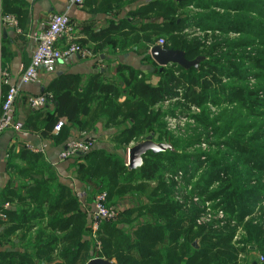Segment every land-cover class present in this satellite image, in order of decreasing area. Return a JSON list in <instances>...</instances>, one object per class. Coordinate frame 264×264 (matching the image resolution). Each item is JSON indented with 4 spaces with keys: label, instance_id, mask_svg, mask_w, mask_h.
Masks as SVG:
<instances>
[{
    "label": "trees",
    "instance_id": "trees-1",
    "mask_svg": "<svg viewBox=\"0 0 264 264\" xmlns=\"http://www.w3.org/2000/svg\"><path fill=\"white\" fill-rule=\"evenodd\" d=\"M0 5L3 14L19 16L26 11L28 2L0 0ZM192 5L205 12H184ZM212 8H215L212 12H206ZM150 12L156 15L155 19L143 26L149 34L144 43L139 40L138 46L145 54L144 61L157 70V85L144 80L145 75L141 76L140 71L121 64L117 67L118 83L105 82L98 75L81 88L78 77H58L43 93L52 94L55 113L44 111L48 105L34 108L24 128L43 138H53L56 145H64L72 127L79 122L85 131L94 128L83 118L94 115L96 104L97 115L107 117V122L118 129L114 140L121 145H129L148 130L172 145L173 150L148 153L142 167L134 170H129L127 160L118 152L105 149L92 147L87 153L72 156L75 159L70 167L84 188L87 205L101 192L107 193L111 207L118 203H111L113 198H123L125 190L134 185L155 186L147 187V201L124 210L115 221L104 222L98 231L101 250L95 257L117 264H239L240 249L233 244L236 229L223 232L197 227L198 209L194 206L184 209L174 197V183L165 178L169 172L176 177L178 171L190 170L189 162L202 166L203 153L186 152L201 144L211 145L210 139L216 137L219 148L232 151L229 154L219 151V155L235 156V159L228 165L208 156L206 160L212 171L205 174L207 179L202 182L207 184H200L204 190L201 193L207 194L210 184L219 183V189L227 194L221 204L231 220L240 224L251 220L244 224L249 253L259 252L264 256V201H260L263 194L250 186L254 180L261 184L264 177V123L260 126L258 121H250V118H264V0H149L134 14L143 16ZM189 28L241 38L235 41L215 38L213 44L207 45L198 39L189 40L184 33ZM164 37V48L184 51L190 61L204 56L199 67L184 70L171 65L160 70L149 51ZM5 55L6 49L1 46L0 61ZM237 59L248 61L256 71L241 69ZM222 78H227L229 83L223 84ZM251 78L260 79L262 84L253 89L235 84ZM180 88L186 100L202 108L200 116L184 114L183 118L191 117L207 134L175 140L166 131L163 122L166 113L153 109L159 102L177 99ZM5 92V86L0 85V106ZM122 96L125 101L120 103ZM207 104L222 108L228 105L232 109H222L211 118L205 108ZM169 115L176 118L175 112ZM60 118L72 124L54 136ZM156 142L162 143V138ZM14 149L8 153V168L14 170L17 180L24 182L17 188L14 185L5 188L0 194V213L7 218L6 221L0 218V224L5 226L0 232V264H89L95 258L90 256L87 240L91 231L76 193L59 181L57 170L42 154L26 148L18 152ZM13 201H17L19 209L4 208ZM14 239L19 240L22 251L1 249L5 245L16 248ZM249 264H264V261L254 260Z\"/></svg>",
    "mask_w": 264,
    "mask_h": 264
},
{
    "label": "crops",
    "instance_id": "crops-1",
    "mask_svg": "<svg viewBox=\"0 0 264 264\" xmlns=\"http://www.w3.org/2000/svg\"><path fill=\"white\" fill-rule=\"evenodd\" d=\"M27 2L26 11L22 15H15L19 22L17 29L4 25L5 14L0 5V47L6 49V55L0 61V85L5 86L6 92L17 82L21 70L29 66L38 37L47 29L51 18L57 13H68L75 41L89 49L93 56L83 60L73 55L66 61L58 62L50 72L43 68L34 82L22 88L14 106V120L20 124L21 130H6L0 136V194L11 185L17 188L22 182L16 179L14 170L8 168V153L12 147H15L14 150L17 152L21 148H26L33 153L42 154L57 170L59 181L63 185L70 187L74 192H83V186L75 179L74 169L70 167L74 158L71 156L63 159L61 157L63 151L66 150L69 142L87 138L93 139L97 149L109 151L108 138L116 139L115 134L118 129L113 126L114 124L107 122V117L97 115V105L94 104V115L91 118H83L94 128L89 132L85 131L81 128L83 123L79 122L72 127L64 145H56L53 138H43L39 133L24 128L34 109L30 105V99L42 95L52 81L62 76L78 77L82 81L81 88L85 87L92 77L98 75H101L105 82L118 83L117 67L120 64L140 71L141 76L149 75L157 85L159 77L155 66H150L148 65L150 63L144 61L145 54L138 46L139 40L144 43L149 34L143 26L153 22L151 17L153 13H146L143 16L134 14L149 0H84L81 4L73 3L72 0H27ZM161 20L159 19L158 22ZM65 44L62 41L60 46L65 47ZM94 50L99 51L98 54H94ZM152 61L160 67L153 59ZM2 73L7 74L6 84H2ZM124 101L125 96H122L120 103ZM52 103L44 109L45 112L55 113V106ZM71 124L67 120L65 126ZM4 208L19 209L17 201L6 203ZM82 209L84 210L83 205ZM0 218L3 221L7 219L3 213H0ZM4 228L5 226L0 224V232H3ZM14 242L16 248L5 245L1 249L22 251L19 240L14 239Z\"/></svg>",
    "mask_w": 264,
    "mask_h": 264
},
{
    "label": "rangeland",
    "instance_id": "rangeland-1",
    "mask_svg": "<svg viewBox=\"0 0 264 264\" xmlns=\"http://www.w3.org/2000/svg\"><path fill=\"white\" fill-rule=\"evenodd\" d=\"M214 9L215 8H212V10H209L206 12H212ZM216 10H218L217 12H219L221 14L226 13L221 9H216ZM184 12L196 13V12H205V11H198L192 5L190 7L185 8ZM155 16L156 15L154 13L151 15L152 20L155 19ZM157 19H159V18H157ZM184 33L189 40L198 39L199 41L206 43L207 45L213 44L215 42V38L219 39L221 41H225L226 39L235 41V40L241 38V36H238V35H231V36L225 37L218 32H205V33H203V32H200L199 30H197L195 28H189ZM206 37H208V38H206ZM164 39H165V37L162 38V40H164ZM159 41H160V39H159ZM159 41H158V45H160ZM164 43H165V41H164ZM160 46H162V45H160ZM253 55H255V54H253ZM201 57H204V56H201ZM236 63L240 64L241 69H243V68L246 69V68L251 67V64L245 60L237 59ZM155 71H157V70H155ZM250 71H256V70H254V68L253 69L250 68ZM177 75H179V74H177ZM143 79L144 80L146 79L147 82H151V83L154 82V83H152V85L155 84V80L151 79L149 77V75L144 76ZM221 80H222L223 84L229 83V80L227 78H222ZM259 80L260 79L256 80L254 78H251V79H248V82L243 81L242 84H240V83H237V81H236L235 84L237 86H240V87H243V86L245 87V86L249 85L253 89L256 87V85L262 84V81H259ZM177 91H178L177 93H179V96L177 99H170L168 101H162V102L157 103L153 107V109H155V110L161 109L164 113H166L165 114L166 116L163 118V122L165 123V126H166V131L175 140L187 139L191 136L193 137L196 135L207 134L208 132L206 130H204L203 128H201V126L198 125L193 119H191V117L183 118L184 114H187L189 116H200L202 114V108L198 107L195 104H192L190 101L186 100L184 98V93H183L182 88L178 89ZM234 105H233V107H234ZM205 108H208L211 118L216 117L219 113H221L223 111L222 109H228V110L232 109L228 105H224L222 108V107H214L210 104L209 105L207 104ZM262 111L264 113V109ZM170 112H175L176 118L169 115ZM254 120L258 121L260 126L264 123V118L263 119L262 118H255V119L250 118V121H254ZM86 131H88V130H86ZM150 135H152L154 137L155 142H156L157 138L159 139L161 137L162 143H167L163 136L158 135L155 132L150 133V130H148V131L140 134L138 136L137 140L133 141L129 145H126V144L121 145L120 142H116V140H114L113 137H109L108 138L109 151L110 152H118L123 159L127 160V163H128V151H129V149L131 147H133L134 145H136L137 143L145 140V138L147 136H150ZM218 141H219V139H217L216 137H212L210 139L211 145L210 144H201L199 146H195L194 148H192L191 150L186 152L188 154L203 153L204 154L203 157L205 159H202L204 161V163L201 164L202 166H199V164H196L195 162H189L190 167H191L190 170L178 171L177 177L174 176V173L169 172V173L165 174V178H166V180H168L169 183L170 182L174 183V185H175L174 197H175L176 201H177V198H179L181 201H186L187 202V209H190L191 207H193V204H191V201H195L194 199H197V201H200V206L205 205L206 202H210L214 217L217 215L218 211H221V210L224 211L225 219H227V225L225 227H223L222 229H220L219 231L224 232L228 228H235L236 229V233H235V236L233 239V244H235L237 249H240V255H242L241 257H239V264H249L251 261L260 260L261 257H264L259 252L249 253V251L247 249L248 245L245 243L246 235L244 233V224L247 223L248 221H251V220H247V221L245 220V222H243L242 224L233 223V221L231 220V217L226 213L224 206L221 204V201H225L227 194L223 193V191H221L219 189V183L210 184L208 186V189H207V194L201 193L204 190H203V187L200 186V184H202V185L207 184V182L203 183L202 180H206L207 177L205 176V174L211 173V171H212V168H210V165L206 160L207 157L208 156L211 158L215 157V158L219 159L220 161H222L223 163L225 162L228 165H229V163H232L235 159V156H231L230 158H227V157L224 158V157H222V154L219 155L220 154L219 151H222V153H228V154L232 153V151L228 150L224 147L219 148L216 145V142H218ZM94 148L96 149V143L95 142L93 144V149ZM195 167H198L197 171L195 170ZM194 171H196L197 174ZM179 173H181V174L179 175ZM260 178H262V177H260ZM250 186L256 191V193L259 194V192H260L263 194L262 200H260V201H264V192H263V190H264V177L261 179V184H259L258 180H254V181H251ZM147 187L152 188L155 186H154V184H152L151 186H149V185L148 186H146V185H134L131 188L125 190V194H124L123 198H121V199L113 198L112 199L111 203L118 202L116 205L111 206L114 209H116L118 219L120 218V215L124 210L138 206V205H141L144 201H147L146 196H147V193H149ZM254 187L257 189H255ZM199 213H200V208L198 207V214ZM144 219L145 218H142V221ZM257 219H260V218H257ZM257 222H260V220H258ZM89 228H90V226H89ZM206 228H211V227H206ZM236 237H238V238L236 239ZM96 239H97V241H99L98 240L99 239L98 234H97ZM87 240L90 241L89 242L90 243V247H89L90 256H92V258H94L95 256H97L96 255L97 252H99L97 241L92 237V234H90V236L88 235ZM93 240L96 241L95 242L96 245L93 244L94 243ZM99 242L101 243V241H99ZM198 243H199V241L196 242V244H198ZM244 248L246 249L245 251L243 250ZM113 262H115V261H113Z\"/></svg>",
    "mask_w": 264,
    "mask_h": 264
},
{
    "label": "built area",
    "instance_id": "built-area-1",
    "mask_svg": "<svg viewBox=\"0 0 264 264\" xmlns=\"http://www.w3.org/2000/svg\"><path fill=\"white\" fill-rule=\"evenodd\" d=\"M72 2L81 4L84 0H72ZM3 23L4 25L16 29L19 27L18 19L11 13L4 15ZM62 41L66 43L65 47L60 46ZM159 44L163 46L164 41L160 40ZM73 55H77L83 60L93 56L89 49L75 41V35L68 13H57L51 18L47 29L38 37V42L33 50L29 66L21 70L17 82L9 87L4 96V100L0 106V136L6 130H21L20 124L14 120V106L22 88L34 82L41 69L44 68L50 72L58 62L66 61ZM1 78L2 84H6L7 74L2 73ZM53 100L54 98L51 94H42L32 97L30 99V105L32 108H44L52 103ZM66 122V118H60L53 130V134L58 135L61 129L66 125ZM93 144L94 141L92 138L71 141L67 144L66 150L63 151L61 157L67 159L77 154L87 153L93 147ZM180 174L181 173H179V175ZM75 193L88 216L92 237L97 241L96 238L101 225L104 222L115 221L118 217L117 211L113 207L108 206V195L106 192L98 193L91 205L86 204L83 192L76 191ZM194 200L195 201H191V204L197 209L198 207L200 208V213L196 219L197 227H211L220 230L227 225V219H225L223 210L218 211L217 215L214 217L210 202H206L205 205L200 206V201H197V199ZM177 202L182 205L184 209L187 208L186 201H181L177 198ZM262 204L264 205V202ZM256 212H258V218L260 216L259 208L256 209ZM247 220L248 219H246V221ZM233 223L236 222L233 221ZM237 238L238 237H236V239ZM97 244L100 251L101 243L97 241ZM241 256L242 255H239V257ZM260 261L263 262L264 257H261Z\"/></svg>",
    "mask_w": 264,
    "mask_h": 264
},
{
    "label": "water",
    "instance_id": "water-1",
    "mask_svg": "<svg viewBox=\"0 0 264 264\" xmlns=\"http://www.w3.org/2000/svg\"><path fill=\"white\" fill-rule=\"evenodd\" d=\"M184 1V0H175ZM150 56L160 66V70L171 66L177 65L184 70H190L191 68L197 69L204 57H197L194 60H188L186 54L181 50L166 49L163 46L155 45L150 50ZM149 83V82H148ZM173 150L172 145L167 143H157L154 141L152 135L147 136L145 140L137 143L131 147L128 151V167L129 170H134L142 167L144 163V157L152 152L154 154ZM82 155V154H81ZM89 264H117L113 261H108L104 258H94Z\"/></svg>",
    "mask_w": 264,
    "mask_h": 264
}]
</instances>
